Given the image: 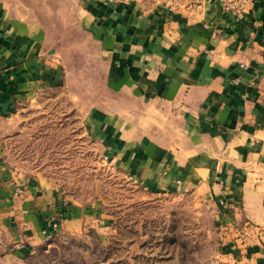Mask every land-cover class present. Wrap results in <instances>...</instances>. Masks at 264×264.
Masks as SVG:
<instances>
[{
  "label": "crops",
  "instance_id": "crops-1",
  "mask_svg": "<svg viewBox=\"0 0 264 264\" xmlns=\"http://www.w3.org/2000/svg\"><path fill=\"white\" fill-rule=\"evenodd\" d=\"M226 1L177 8L85 1L84 27L101 57L85 59L103 97L82 125L145 194L192 192L208 202L223 261L264 264V0L240 17ZM67 63L42 26L0 2V126L67 78ZM1 143L0 260H22L49 236L108 223L101 208L49 178L18 176Z\"/></svg>",
  "mask_w": 264,
  "mask_h": 264
},
{
  "label": "rangeland",
  "instance_id": "rangeland-1",
  "mask_svg": "<svg viewBox=\"0 0 264 264\" xmlns=\"http://www.w3.org/2000/svg\"><path fill=\"white\" fill-rule=\"evenodd\" d=\"M85 1L0 0L18 17L44 28L68 58L69 75L21 106L0 126V140L5 164L18 176L49 178L79 203L101 208L108 223L62 233L33 255L0 264H227L208 202L192 192L145 194L86 134L82 118L103 97V82L85 59L101 58L84 27ZM105 1L177 8L202 0Z\"/></svg>",
  "mask_w": 264,
  "mask_h": 264
},
{
  "label": "built area",
  "instance_id": "built-area-1",
  "mask_svg": "<svg viewBox=\"0 0 264 264\" xmlns=\"http://www.w3.org/2000/svg\"><path fill=\"white\" fill-rule=\"evenodd\" d=\"M251 4H253V0H227L225 8L230 11L233 16L240 17ZM220 228L223 229L225 226H221ZM50 239L52 238L49 236V240Z\"/></svg>",
  "mask_w": 264,
  "mask_h": 264
}]
</instances>
